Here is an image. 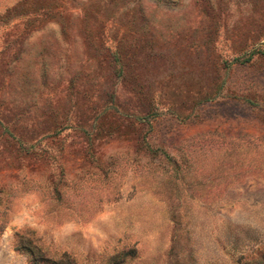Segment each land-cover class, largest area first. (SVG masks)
<instances>
[{
	"label": "rangeland",
	"instance_id": "obj_1",
	"mask_svg": "<svg viewBox=\"0 0 264 264\" xmlns=\"http://www.w3.org/2000/svg\"><path fill=\"white\" fill-rule=\"evenodd\" d=\"M0 264H264V0H0Z\"/></svg>",
	"mask_w": 264,
	"mask_h": 264
}]
</instances>
